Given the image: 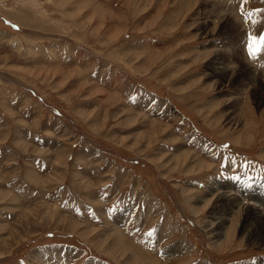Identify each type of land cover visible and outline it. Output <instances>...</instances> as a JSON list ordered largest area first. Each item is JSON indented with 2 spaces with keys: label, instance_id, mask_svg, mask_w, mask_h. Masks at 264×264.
I'll list each match as a JSON object with an SVG mask.
<instances>
[{
  "label": "rangeland",
  "instance_id": "374dc122",
  "mask_svg": "<svg viewBox=\"0 0 264 264\" xmlns=\"http://www.w3.org/2000/svg\"><path fill=\"white\" fill-rule=\"evenodd\" d=\"M261 37L264 0H0V264H264Z\"/></svg>",
  "mask_w": 264,
  "mask_h": 264
},
{
  "label": "bare ground",
  "instance_id": "6f19581e",
  "mask_svg": "<svg viewBox=\"0 0 264 264\" xmlns=\"http://www.w3.org/2000/svg\"><path fill=\"white\" fill-rule=\"evenodd\" d=\"M260 205H261V204H260ZM245 212H246V211H245ZM260 215H261V214H260ZM259 217H260V216H259ZM260 218H261V217H260ZM218 220H219V219H218ZM225 220H226V219H225ZM220 221H221V220H220ZM221 223H222V222H221ZM260 224H261V225H264V220H261V221H260ZM223 226H224V225H223ZM246 228H247V227H246ZM246 228H245V229H246ZM247 229H248V228H247ZM246 232H247V231H246ZM220 233H221V232H220ZM257 235H258V234H257ZM248 237H249V236H248ZM259 238H260V237H259ZM255 241H256V240H255ZM255 241H254V242H255Z\"/></svg>",
  "mask_w": 264,
  "mask_h": 264
},
{
  "label": "snow or ice",
  "instance_id": "6c2138e0",
  "mask_svg": "<svg viewBox=\"0 0 264 264\" xmlns=\"http://www.w3.org/2000/svg\"><path fill=\"white\" fill-rule=\"evenodd\" d=\"M262 40H264V37H261ZM251 54V53H250ZM149 235H151V232L149 233Z\"/></svg>",
  "mask_w": 264,
  "mask_h": 264
}]
</instances>
